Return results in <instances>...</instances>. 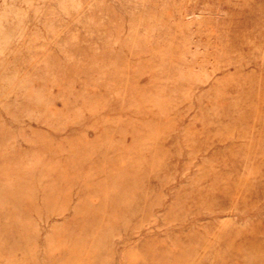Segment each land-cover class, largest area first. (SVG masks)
I'll return each instance as SVG.
<instances>
[{"label": "rangeland", "instance_id": "rangeland-1", "mask_svg": "<svg viewBox=\"0 0 264 264\" xmlns=\"http://www.w3.org/2000/svg\"><path fill=\"white\" fill-rule=\"evenodd\" d=\"M0 264H264V0H0Z\"/></svg>", "mask_w": 264, "mask_h": 264}]
</instances>
